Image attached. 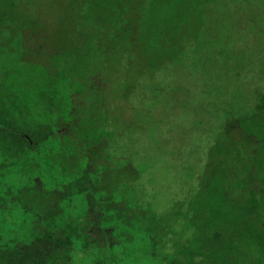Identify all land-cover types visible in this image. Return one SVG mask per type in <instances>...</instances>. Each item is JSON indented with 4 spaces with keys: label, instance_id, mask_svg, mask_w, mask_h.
<instances>
[{
    "label": "trees",
    "instance_id": "16d2710c",
    "mask_svg": "<svg viewBox=\"0 0 264 264\" xmlns=\"http://www.w3.org/2000/svg\"><path fill=\"white\" fill-rule=\"evenodd\" d=\"M17 5L13 20L0 9V264H264L263 91L251 111L227 113L241 134L228 139L245 147L212 146L207 171L188 167L193 186L163 209L136 165L146 125L161 123L156 101L170 93L173 105L198 76L211 86L234 65L224 30L244 28H96L62 65L41 60L35 8ZM247 29L264 83V28ZM22 96L32 121L41 103L63 123L30 142L12 133Z\"/></svg>",
    "mask_w": 264,
    "mask_h": 264
},
{
    "label": "rangeland",
    "instance_id": "374dc122",
    "mask_svg": "<svg viewBox=\"0 0 264 264\" xmlns=\"http://www.w3.org/2000/svg\"><path fill=\"white\" fill-rule=\"evenodd\" d=\"M15 4L22 10L29 8L32 14L35 8V18L31 19L36 20L37 28L31 29L42 48L41 60L62 65L79 62L78 46L86 44L96 28H244L235 32L224 30V44L235 50V58L229 61H234V65L230 69H218L211 77L214 89L203 87L206 77L198 76L184 82L186 91L173 97V105L170 93L164 102L155 100L161 123L158 127L155 123H144L146 130L140 137L142 153L137 156L136 165L144 171L147 191L161 210L170 204L184 182L193 184L188 167L200 173L207 171L212 146L229 145L234 151L235 145L239 150L245 147V141L235 144L228 139L229 136L239 139L241 134L225 120L232 110L234 116L251 111L257 97L264 92V83L254 73L250 57L253 55H249L255 48V32L247 29L264 28V0H0V9L7 19L8 16L14 19ZM94 16L100 21L95 22ZM17 27L12 23L8 29L13 39ZM26 48L30 50L31 46ZM12 49L16 51L17 45L12 44ZM56 52L59 55L55 57ZM18 102H22L21 121L15 125L18 130L34 137L38 130L63 123L59 113L55 117L47 116L53 108L49 104H37L36 110H42L44 117L32 121L29 115L33 113H24L33 108L29 98L22 96ZM127 174L122 176L124 180L132 178Z\"/></svg>",
    "mask_w": 264,
    "mask_h": 264
},
{
    "label": "water",
    "instance_id": "95a60500",
    "mask_svg": "<svg viewBox=\"0 0 264 264\" xmlns=\"http://www.w3.org/2000/svg\"><path fill=\"white\" fill-rule=\"evenodd\" d=\"M12 132L17 134V135H19V136H21V137H25V138H27V139H29L31 141L30 136L28 134H26V133H23V132H21L19 130H13Z\"/></svg>",
    "mask_w": 264,
    "mask_h": 264
},
{
    "label": "flooded vegetation",
    "instance_id": "af4514ba",
    "mask_svg": "<svg viewBox=\"0 0 264 264\" xmlns=\"http://www.w3.org/2000/svg\"><path fill=\"white\" fill-rule=\"evenodd\" d=\"M13 130H11V132H12ZM20 131V130H19ZM21 132H23V131H21ZM13 133V132H12ZM23 133H25V132H23ZM15 134V133H14ZM27 134V133H26ZM17 135V134H16ZM19 136V135H18ZM21 137V136H20ZM22 138H25V137H22ZM25 139H27V138H25ZM31 139V138H30ZM29 142H30V140L29 139H27Z\"/></svg>",
    "mask_w": 264,
    "mask_h": 264
}]
</instances>
